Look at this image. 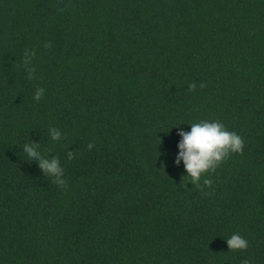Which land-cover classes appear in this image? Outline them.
<instances>
[{
	"label": "trees",
	"instance_id": "obj_1",
	"mask_svg": "<svg viewBox=\"0 0 264 264\" xmlns=\"http://www.w3.org/2000/svg\"><path fill=\"white\" fill-rule=\"evenodd\" d=\"M202 119L244 147L198 188L174 159ZM249 258L264 264V0H0V264Z\"/></svg>",
	"mask_w": 264,
	"mask_h": 264
},
{
	"label": "clouds",
	"instance_id": "obj_2",
	"mask_svg": "<svg viewBox=\"0 0 264 264\" xmlns=\"http://www.w3.org/2000/svg\"><path fill=\"white\" fill-rule=\"evenodd\" d=\"M48 48L51 46L48 45ZM34 58V53L25 52L23 63L28 65ZM33 75H29V79H33ZM203 88L205 85H199ZM195 83L189 84V90H195ZM44 97V91L39 90L34 96V102L39 103ZM190 130L185 131L183 128L177 129V135L180 137L176 148L174 163L176 166L183 164L186 177H189L194 186L201 187V178L205 173L214 171L224 160L233 153L243 151L244 140L234 130H229L219 120L202 119L199 122L190 123ZM48 135L52 140H60L62 133L59 129L51 127ZM89 143L88 148H92ZM23 157L28 162H38L39 168L46 176L53 178L52 182L61 188L67 187L64 178V169L61 166L60 159L55 156L51 159L42 156L38 144L31 143L24 145L22 148ZM73 151H67V158L72 159ZM203 186L211 187L212 180L203 179ZM229 250H245L248 248V241L239 233H233L225 239ZM241 264H252V260L244 259Z\"/></svg>",
	"mask_w": 264,
	"mask_h": 264
}]
</instances>
